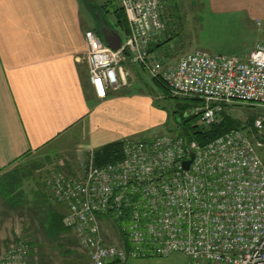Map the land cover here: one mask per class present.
<instances>
[{
  "label": "built area",
  "instance_id": "1",
  "mask_svg": "<svg viewBox=\"0 0 264 264\" xmlns=\"http://www.w3.org/2000/svg\"><path fill=\"white\" fill-rule=\"evenodd\" d=\"M128 26L122 48L110 50L84 34L88 83L96 99L126 85L125 64L140 66L174 99H195L189 115L208 128L225 108L264 110V23L241 59L192 51L164 64L150 49L166 31L167 0H117ZM264 114L253 128L232 130L205 146L177 135L124 140L119 162L96 166L90 155L81 176L52 172L48 200L62 207V224L87 264L182 253L185 264H264ZM193 159L187 170L183 163ZM28 246H8L0 264H27Z\"/></svg>",
  "mask_w": 264,
  "mask_h": 264
},
{
  "label": "crops",
  "instance_id": "2",
  "mask_svg": "<svg viewBox=\"0 0 264 264\" xmlns=\"http://www.w3.org/2000/svg\"><path fill=\"white\" fill-rule=\"evenodd\" d=\"M186 13L205 20L226 46L222 52H203L243 59L259 38L255 23H264V0H167L162 14L166 31L150 49L155 55L177 50L173 31ZM101 29L126 37L117 0H0V176L71 135L78 141L77 152L89 155L128 140L110 127L112 114L134 101L145 103L138 77L148 75L138 65L125 64L138 95H124L127 89L121 86L96 99L88 83L84 34L93 31L100 37ZM54 207L62 212L61 206ZM47 222L44 228L52 234Z\"/></svg>",
  "mask_w": 264,
  "mask_h": 264
},
{
  "label": "rangeland",
  "instance_id": "3",
  "mask_svg": "<svg viewBox=\"0 0 264 264\" xmlns=\"http://www.w3.org/2000/svg\"><path fill=\"white\" fill-rule=\"evenodd\" d=\"M195 15H181V21L178 20L177 28L173 31L177 55L173 53L176 51L162 55L160 58L164 64H174L182 55L194 50L216 53L226 48L211 26L205 20H197ZM171 30L172 28L169 31ZM138 80L142 83L145 103L138 104L134 101L126 109L116 108L110 127L118 135L126 133L128 140L150 141L155 137L174 135L180 119L176 114L179 101L171 99L168 91L153 88L154 81L149 76L147 79L138 77ZM124 88L127 89L124 95L134 96L139 93L138 86H130L127 77ZM226 111L241 123V128L248 131L251 130L247 124L248 119L264 114V110L248 106L229 107ZM77 143L76 137L71 135L52 149L38 152L11 167L10 170L17 172L21 183L20 188L8 197L0 195V254L8 246L23 241L28 246L27 264H87L86 254L68 229L59 228L58 231L62 234L52 237L44 228L49 212H62L55 209L54 206L57 205L46 198L47 193L42 189V183L52 172L68 176L83 174L91 154L78 153ZM260 156L264 163V154L261 153ZM13 197L19 202L18 206L9 204L8 199ZM187 260L182 253H171L166 257L132 259L130 264H185Z\"/></svg>",
  "mask_w": 264,
  "mask_h": 264
},
{
  "label": "trees",
  "instance_id": "4",
  "mask_svg": "<svg viewBox=\"0 0 264 264\" xmlns=\"http://www.w3.org/2000/svg\"><path fill=\"white\" fill-rule=\"evenodd\" d=\"M126 28L128 31L127 22L125 19ZM159 89H164L162 84L154 82ZM165 90V89H164ZM166 91V90H165ZM171 98V97H170ZM174 99V98H171ZM179 101L176 105V114L179 115L180 119L178 121V126L174 130V135L183 137L188 142H195L199 146H205L208 143L214 141L215 139L223 136L224 134L241 129L242 125L239 121L230 117L227 113V108L221 115V118L215 124H212L208 128L202 127L199 124V117L196 115H189V111L198 106L200 101L193 99H174ZM256 116H252L248 119V127L253 128V123ZM122 144L123 141H117L109 143L92 153V159L96 166H102L105 164H111L119 162L122 159ZM20 177L16 171L8 172L0 176V195L3 197H8L12 192L20 188ZM45 195V194H44ZM46 196V195H45ZM47 198V196H46ZM9 204L12 206H18L19 202L15 198L8 199ZM47 225L46 229L52 230V237H55L60 233L59 228H63L62 216L57 212H49L47 215ZM67 230V229H66ZM69 231V230H68Z\"/></svg>",
  "mask_w": 264,
  "mask_h": 264
},
{
  "label": "water",
  "instance_id": "5",
  "mask_svg": "<svg viewBox=\"0 0 264 264\" xmlns=\"http://www.w3.org/2000/svg\"><path fill=\"white\" fill-rule=\"evenodd\" d=\"M99 35L101 37L102 42L112 51H118L122 48L125 42V38L120 35L118 32L113 30H99ZM193 154L190 155V160L183 163V168L185 170L188 169L192 159Z\"/></svg>",
  "mask_w": 264,
  "mask_h": 264
}]
</instances>
